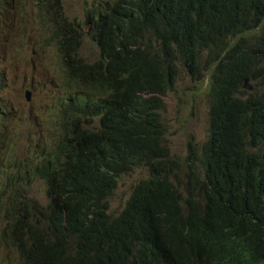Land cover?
Instances as JSON below:
<instances>
[{
  "label": "trees",
  "instance_id": "trees-1",
  "mask_svg": "<svg viewBox=\"0 0 264 264\" xmlns=\"http://www.w3.org/2000/svg\"><path fill=\"white\" fill-rule=\"evenodd\" d=\"M37 4V41H54L67 80L104 97L95 131L80 128L76 102L51 105L59 133L47 164L63 181L49 179L42 209L13 196L15 244L28 236L50 264H264V0H84L88 38L61 0ZM85 42L93 61L79 54ZM186 76H207L193 96L205 97L208 133L201 146L192 134L179 156L162 143V96ZM134 166L146 174L111 219L103 199Z\"/></svg>",
  "mask_w": 264,
  "mask_h": 264
},
{
  "label": "rangeland",
  "instance_id": "rangeland-1",
  "mask_svg": "<svg viewBox=\"0 0 264 264\" xmlns=\"http://www.w3.org/2000/svg\"><path fill=\"white\" fill-rule=\"evenodd\" d=\"M83 1L63 0L64 11L70 19H73L75 14L79 13ZM19 10L20 0H17L14 9L8 14V16H13L17 21L10 24L8 50H12L16 43H18V47L13 50L9 61H6L3 56L0 64V79L2 74H7L8 70H11L7 81L11 84L12 96L7 100L4 90L1 91L0 97L3 101L1 104H6L10 111L13 110L12 116L23 112L26 117L33 120L41 128L47 126L46 119L54 126L52 132L44 128V132L40 136L30 132L26 141V148L28 149L34 146L37 147L38 143L42 145L50 139L48 145L41 150V155L48 157V153L56 146L55 141L58 140L59 133V125L53 115L55 107L51 105L55 103L56 95L70 90L66 84L63 69L58 64L59 57L54 49L48 45H44L41 48L40 43L37 41L41 30L36 21L31 19L21 20L16 15ZM28 35L31 37L29 40ZM25 51L28 52V55L32 54V57L24 60ZM79 52L86 61H93L98 56L96 46L89 42H85L80 47ZM7 55L9 56L8 53ZM24 74H30V76L35 74L42 77L50 88L47 90L40 89L38 95H34V102L31 107H29L24 97ZM69 87L73 88V85L69 84ZM0 88H4V85H0ZM185 89L186 86L184 84H179L178 91L169 95L165 111V118L168 120V128L164 136L165 140L172 150L180 155L183 154L184 147L188 140H191L192 134L198 141L199 146H201L208 133V116L205 115L204 95L193 96L189 91L190 98L184 106L179 99L183 97ZM14 102L18 107H12ZM7 115L10 116V113L7 112ZM28 123L30 122L23 123V126H28ZM6 125L11 128L12 123L7 121ZM36 130L38 131L39 129L36 128ZM21 141H25V136L20 131L0 132V264H20L18 255L15 253L16 247L10 243L5 229L9 217L7 208L11 206L12 197L17 192L22 193L20 187L10 179L11 173L22 172V169L26 167L24 160L16 161L15 163L11 162L14 154L10 152L8 147ZM21 152L28 153V150L16 151L17 155ZM145 174L146 170L143 167H135L119 177L117 187L108 198V214L115 215L121 211L130 195L131 186ZM39 188V184L33 183L29 187H25L23 194L43 205L46 203L47 198L40 191L37 192Z\"/></svg>",
  "mask_w": 264,
  "mask_h": 264
},
{
  "label": "clouds",
  "instance_id": "clouds-1",
  "mask_svg": "<svg viewBox=\"0 0 264 264\" xmlns=\"http://www.w3.org/2000/svg\"><path fill=\"white\" fill-rule=\"evenodd\" d=\"M8 1L9 0H0V64H1V60H2L3 56H4L6 61H9L11 59V56L9 57L7 55L8 43L10 42V38L8 37L10 28L7 27V25H10L13 22H17L13 16H8L9 12L12 9H14L15 2L17 0H12L10 4L8 3ZM83 3H84V1H83ZM9 5H10V7H8ZM83 6H84V4L80 7L79 13L75 14L73 19L76 20L77 24H79V25L81 24L82 27H85V32H82V30H81V34L83 35V38H88L90 35H88L86 32L89 30L90 27L88 25L83 26V24L85 22V13L83 12ZM1 9H8V13H7L6 17H5V15H3L1 13ZM39 10L40 9L38 8L37 0H20V10L16 13V15L19 18H21V20H27V19L35 20L38 27H39V22H38ZM62 10H63L64 16H66L68 20H72L66 15V13L64 11L63 0H62ZM80 29H81V27H80ZM29 39H30V35H28V40ZM14 42L16 43V41H14ZM40 46H41V48H43V46L41 44H40ZM49 46H52V48L54 49V51L57 55V46L54 43V41ZM17 47H18V43H16L15 47L12 49V53H13V50L16 49ZM12 53H11V55H12ZM79 54H80V52H79ZM29 57H32V54L28 55V52L25 51L24 60L29 58ZM58 64L62 68L60 59H59ZM9 72L11 73V70H8L7 74H2V77L0 79V82L5 81L3 83L4 88H1L0 92L4 90L5 97L7 100H9L12 96L11 90H10L11 84L7 81L8 74H10ZM64 76L66 78L65 74H64ZM186 78L187 79L185 81H182L181 84H184L185 86L190 84V90L189 91L191 92L192 95L194 93L193 89H195L197 87L205 88L207 85V76L203 79V81H201V83H195V82L191 81L188 76ZM73 80H74V82H72L70 80L68 81L66 78V84H67L70 91L65 92L63 94L56 95L55 96L56 97L55 103L67 102L68 99L76 102L80 108V114H81L80 121L83 123L80 128L85 129V130H91L92 129L93 131H95L99 128V120L101 118V113L96 112L97 111L96 104L102 101V97H104V94L90 92L89 89H87V86L85 83L87 81L85 79L79 80L77 78H73ZM69 84L73 85V88L69 87ZM23 88L25 89L24 90L25 91L24 97H25V100L28 102L29 107H31L33 105L34 95L35 94L38 95V91L40 89H45V90L50 89L47 86L44 79L42 77L35 75V74H31V76H30V74H24ZM175 91L176 90L174 88L173 90L167 91L166 94L164 96H162V99L165 102V109L162 112L163 123H164V119L166 116L165 111H166V108L168 105L167 100L169 98V95L174 93ZM1 102H3V101H2V98L0 97V115H2L4 113V116L2 119L3 123L1 125L2 131H0V132L7 131L8 127L4 128V124L7 121H9L10 117H12V120L10 121L12 123V126H11V128H8V129L10 131H13V132H17V131L19 132L20 131L25 136V141L18 142L16 144L10 145L8 147L10 152L14 154V156L12 157V161H11L12 163H15L16 161H20V160H24L26 162V167H24L22 169V172H18V173L12 172L11 173L12 176L10 177V179L17 186L20 187L22 193L21 192H17V193H20L21 197L26 200L27 204L29 203V204L34 205L36 209L45 208L50 203V201H51L50 198L55 192V190H52L49 186V179L55 177L58 180L59 184H61V182L63 181L62 179L64 177V173L62 171H60L58 169H54L50 166V164H47V159L49 158V155L55 154V150H56L57 146H55V148L51 152L48 153V157H43L41 154L36 157V154H35V151L37 150L36 146L30 147L27 149L26 148V141H27V138L29 137L28 134L30 132H32V134H34V135L40 136L43 134L44 128L52 131V127H48V126H44L42 128L39 127L37 124H35V122L33 120L26 117L23 112L17 113L16 115L12 116L13 110L10 111L8 109L7 105L1 104ZM15 106H17V104L14 102L12 107H15ZM7 112L10 113V116L7 115ZM205 115L207 116V106L206 105H205ZM25 122H30V123H28V126H23V123H25ZM14 123H15V125H14ZM32 127H33V129H32ZM36 128H38L39 130L37 131ZM166 131L162 133V140H163L162 143H163V145L167 144L169 146L171 153L177 154L172 150L171 146L165 140L164 136H165ZM49 142H50V139L48 141H46L44 144L40 145V149L43 150V148H45ZM196 142L198 143L197 140H196ZM17 150H21V151L22 150H28V153L21 152L17 155V153H16ZM177 155L182 156L180 154H177ZM134 168H135V166H134ZM117 182H118V180H117ZM33 183L40 185V188L37 190V192L40 191L44 195V197L47 198V201L45 204H43V205L39 204L35 200L29 199L27 196H25L23 194L25 192V190H24L25 187H29ZM5 185H6V183H5ZM133 185L131 186V192H130L128 199L125 202L124 207L121 209V211H119L115 215L108 214L107 205H108V198L112 195L113 191L117 187V184H116V187L114 189H112L111 192L104 197V199H103L104 212H105L107 217L113 219V218H115V216H119L126 209V207L131 202L130 197H131ZM17 193L15 195H17ZM12 202H14V201L12 200ZM49 210H51V209H49ZM18 211H20V210H18ZM20 214L22 216L25 215V213H20ZM26 221L28 223H31L33 221V219L31 217H28L26 219ZM9 223H11L10 217H8L7 225H6V229H5V233H6L7 237L9 238L10 243L14 244V246L17 249H19L22 252V254L24 256H26L29 260L35 261L37 264H50L49 258L47 257V255L41 249L34 246L30 242L28 236L24 237L20 241L27 243L29 246L19 247L18 244L20 242L18 244H15V237L13 236V234L11 233V231L9 229Z\"/></svg>",
  "mask_w": 264,
  "mask_h": 264
},
{
  "label": "bare ground",
  "instance_id": "bare-ground-1",
  "mask_svg": "<svg viewBox=\"0 0 264 264\" xmlns=\"http://www.w3.org/2000/svg\"><path fill=\"white\" fill-rule=\"evenodd\" d=\"M16 251H17V250H15V253L18 255V261H19V263H20V264H23L22 261H21V259H20L19 253L16 252Z\"/></svg>",
  "mask_w": 264,
  "mask_h": 264
},
{
  "label": "water",
  "instance_id": "water-1",
  "mask_svg": "<svg viewBox=\"0 0 264 264\" xmlns=\"http://www.w3.org/2000/svg\"><path fill=\"white\" fill-rule=\"evenodd\" d=\"M62 1V0H61Z\"/></svg>",
  "mask_w": 264,
  "mask_h": 264
}]
</instances>
